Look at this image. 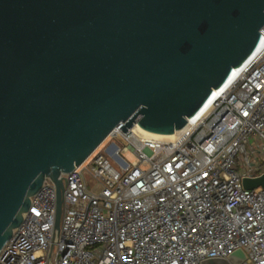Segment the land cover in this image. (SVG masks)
I'll use <instances>...</instances> for the list:
<instances>
[{
    "label": "water",
    "instance_id": "1",
    "mask_svg": "<svg viewBox=\"0 0 264 264\" xmlns=\"http://www.w3.org/2000/svg\"><path fill=\"white\" fill-rule=\"evenodd\" d=\"M264 0H0V251L110 134L173 135L262 45ZM264 188V175L244 187ZM243 251L202 264H242Z\"/></svg>",
    "mask_w": 264,
    "mask_h": 264
},
{
    "label": "built area",
    "instance_id": "2",
    "mask_svg": "<svg viewBox=\"0 0 264 264\" xmlns=\"http://www.w3.org/2000/svg\"><path fill=\"white\" fill-rule=\"evenodd\" d=\"M109 137L127 145L112 140L62 175L59 228L56 185L45 178L0 264H202L237 250L242 264H264V188L244 187L264 175V45L172 139L120 127Z\"/></svg>",
    "mask_w": 264,
    "mask_h": 264
},
{
    "label": "bare ground",
    "instance_id": "3",
    "mask_svg": "<svg viewBox=\"0 0 264 264\" xmlns=\"http://www.w3.org/2000/svg\"><path fill=\"white\" fill-rule=\"evenodd\" d=\"M264 45V37H263V42L261 47L259 48L258 52L252 57V59L241 69H235L234 75L232 77V79L230 80V82L221 90L217 91L215 90L214 92V96L212 97V99L210 100V102L207 104V106L201 111V113L199 115H197V117H195V119H198L202 116H204L205 114L208 113V111L210 110V108L212 107V104L214 103V101L229 87V85L249 66V64L252 62V60L257 56V54L261 51V49L263 48ZM133 132H135L136 134H140L142 136V138H147V139H157V140H170L172 139L173 135H163V134H157V133H152L149 131H146L140 127H138L137 125L133 127ZM100 148V147H99ZM98 148V150H99Z\"/></svg>",
    "mask_w": 264,
    "mask_h": 264
},
{
    "label": "rangeland",
    "instance_id": "4",
    "mask_svg": "<svg viewBox=\"0 0 264 264\" xmlns=\"http://www.w3.org/2000/svg\"><path fill=\"white\" fill-rule=\"evenodd\" d=\"M140 135V134H139ZM141 136V135H140ZM112 140H114L121 148H124L127 145V142L119 137L118 139H112L111 137H108L100 146L99 150H103L107 144H109ZM121 156L125 158L128 162L133 163L134 161L137 160L136 156H134L130 152H121Z\"/></svg>",
    "mask_w": 264,
    "mask_h": 264
}]
</instances>
